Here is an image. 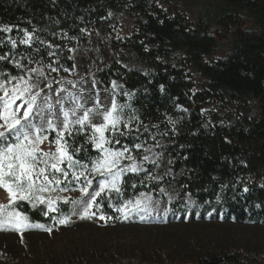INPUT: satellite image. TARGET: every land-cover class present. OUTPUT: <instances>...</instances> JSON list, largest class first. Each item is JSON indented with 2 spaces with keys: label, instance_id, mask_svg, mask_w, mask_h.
Here are the masks:
<instances>
[{
  "label": "trees",
  "instance_id": "obj_1",
  "mask_svg": "<svg viewBox=\"0 0 264 264\" xmlns=\"http://www.w3.org/2000/svg\"><path fill=\"white\" fill-rule=\"evenodd\" d=\"M195 1L0 0V55L8 56L0 61V73L26 78L25 69L43 67L48 79L63 81L53 83L54 90L64 87L85 98L99 93L102 103H109L115 92L118 103L130 105L125 118L134 114L138 120L115 147L128 144L130 154L145 171L130 172L123 178V196L113 193L111 201L103 200L100 211L104 215L124 219L109 204L119 206L143 192L161 202V211L144 219L142 213L133 214L124 219L127 224L229 222L264 229V0H203L195 18L173 9L177 3ZM125 21H130L131 32L120 35ZM5 27L11 31H4ZM25 29L33 34L31 46L19 43ZM233 29L245 30L232 37L228 54L218 58L220 38L225 37L218 31L230 33ZM11 40L17 42L15 49ZM49 44L53 47H46ZM49 52L55 55L49 56ZM13 60L25 69L16 68ZM49 64L59 71L51 72ZM113 82L118 85L115 89ZM212 103L221 104L219 112L206 114ZM71 106L70 101L66 103ZM86 106L92 107L91 100ZM136 136L139 139L133 140ZM54 137L51 133L48 141ZM74 140L69 141L74 148L87 149L77 158L96 155L86 135L74 134ZM140 143V149L133 147ZM144 156L150 159L145 161ZM133 183L136 188L131 187ZM61 205L59 216H75L70 203ZM15 208L28 217L30 227L15 230L4 225L0 235L47 232L51 219L43 214L44 205L33 208L26 201H17ZM38 224L44 228L35 227ZM172 239L178 246L191 242L183 236ZM41 250L46 256L43 262L37 261ZM244 251L263 253L259 247ZM242 254L240 248H225L198 260L199 264H240ZM136 261L165 264L167 256L162 249L138 247L61 256L34 242L6 245L0 241V264Z\"/></svg>",
  "mask_w": 264,
  "mask_h": 264
},
{
  "label": "snow or ice",
  "instance_id": "obj_2",
  "mask_svg": "<svg viewBox=\"0 0 264 264\" xmlns=\"http://www.w3.org/2000/svg\"><path fill=\"white\" fill-rule=\"evenodd\" d=\"M3 30L11 31L7 27ZM23 31L24 38L19 43L31 46L33 34L26 29ZM10 43L15 49L16 40H11ZM46 47L53 46L49 44ZM48 55H55V52H49ZM6 59L7 55H0V61ZM10 62L18 69H25V65L18 60ZM29 63H32L31 59ZM48 68L51 72L59 71L51 64ZM25 70L26 78L25 75L0 73V77H7L0 78V187L9 194V203L0 205V217H3L0 219V228L4 225H10L15 230L30 227L27 223L28 217L16 210L17 201H26L33 208L37 204H45L48 211H56V200L63 199L64 203L72 205L73 215H78L80 219H91L97 215L103 200L111 201L113 193L117 197L123 196V178L128 173L139 174L145 171L130 154L128 144H123L120 148L115 147L121 144L120 137H126L133 131L131 125L138 117L130 114L125 118V109H129L130 105L118 103L115 92L111 94L109 103H102L99 93L95 97L85 98L83 95L77 96L69 92L64 87L54 90L53 83L62 84L63 81L48 79L43 67ZM64 71L69 69L64 68ZM67 83L75 86L73 81ZM95 83L93 81V85ZM117 87L116 82H113V89ZM161 88L163 89V86ZM61 93L67 95L62 96ZM125 95H129L131 99V94ZM89 100L92 107L86 106ZM69 101L72 106L66 107ZM78 112L81 114L78 115ZM121 127L127 131L121 130ZM144 130L147 131V126ZM135 131L139 132V128ZM51 133H55L54 139L50 141L55 150H44L41 145L49 140ZM74 134L86 135V142L91 144L96 155L77 158L81 151L87 153V149L73 147ZM135 139L139 137H133V140ZM70 140L73 143H70ZM133 147L140 149L142 143L134 144ZM149 159L148 156L143 157L145 161ZM124 160L130 163L125 164ZM131 187L136 188V184L133 183ZM77 190L81 193L80 199L56 197L54 200L50 195H43L46 192ZM164 191L163 188L160 189L161 193ZM244 191L247 192L248 189L245 188ZM160 203L159 200H153L151 195L141 192L134 200H124L119 206L110 203L109 206L115 207L124 219L141 213V219H144L151 213H159ZM162 210L168 212L167 208ZM43 214L47 216L48 212ZM98 218L106 223L113 219L106 217L102 212ZM53 220L66 225L70 222V217L61 213L59 218L54 216ZM35 227L44 228V225L38 224ZM45 230L51 233L52 228Z\"/></svg>",
  "mask_w": 264,
  "mask_h": 264
},
{
  "label": "rangeland",
  "instance_id": "obj_3",
  "mask_svg": "<svg viewBox=\"0 0 264 264\" xmlns=\"http://www.w3.org/2000/svg\"><path fill=\"white\" fill-rule=\"evenodd\" d=\"M203 0L195 2H180L173 7L183 14L195 18L199 12V4ZM245 29H233L230 33H221L224 38H220L221 49L217 53L218 58L225 57L228 54V45L232 37L239 31ZM131 32L130 21H125L119 30L120 35H129ZM202 84V83H199ZM221 104H210L205 110L206 114L219 112ZM44 150H55V146L49 141L41 145ZM45 197L51 196L54 200L56 197H66L69 200L80 199L81 193L77 190L60 192H46ZM9 203L8 192L0 187V205ZM63 199L56 200L54 208L56 211H46L51 219V233H31V234H10L3 233L0 235V241L6 245H24L34 242L37 246L42 244L45 247H51L61 256H67L73 252H85L86 250H96L102 248L123 249L125 247L141 250L152 251L162 249L167 256L165 264H199L198 257L201 255H215L223 252L225 248H240L243 254L240 257V264H264V229L247 225H238L229 222L216 223H192V224H162V225H144V224H127L124 219H111L107 223L99 219L101 211L91 219H80L78 215L70 218V222L61 225L53 220V217L59 218V210ZM96 211V209H93ZM106 216V215H105ZM108 217V216H106ZM172 236H183L191 240L190 243H184L180 246L172 239ZM222 247L224 249H222ZM259 247L263 250L261 255L252 251L250 254L244 251L249 248L254 250ZM41 259L46 260L44 250L39 253ZM134 264H140L137 261ZM144 264V263H142ZM146 264H152L150 262Z\"/></svg>",
  "mask_w": 264,
  "mask_h": 264
}]
</instances>
